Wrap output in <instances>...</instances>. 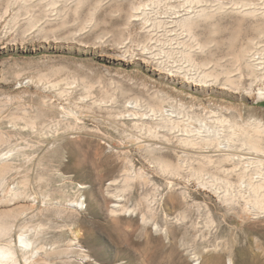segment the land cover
<instances>
[{
	"label": "rangeland",
	"instance_id": "1",
	"mask_svg": "<svg viewBox=\"0 0 264 264\" xmlns=\"http://www.w3.org/2000/svg\"><path fill=\"white\" fill-rule=\"evenodd\" d=\"M257 88L264 0H0V238L30 229L29 264H264Z\"/></svg>",
	"mask_w": 264,
	"mask_h": 264
},
{
	"label": "bare ground",
	"instance_id": "2",
	"mask_svg": "<svg viewBox=\"0 0 264 264\" xmlns=\"http://www.w3.org/2000/svg\"><path fill=\"white\" fill-rule=\"evenodd\" d=\"M257 94H258V97H264V88H257ZM246 142H247V145L249 146L250 149H252L256 152L263 151L262 148L259 146L257 139L249 138L248 140L246 139ZM255 159L258 163H260V165L261 164L264 165V160L262 158L257 156V157H255ZM260 172L263 175L261 177L262 179L260 178V180L254 182V183L249 182V185L253 188V190L255 192L259 191V189H261V187L264 185V183H263L264 171H260ZM118 196L119 195H117V198H119ZM115 197H116V195H115ZM117 204L115 203L114 205L117 207L118 206ZM255 204H257L259 206L260 205L264 206L263 201L261 199H258V196L255 200ZM3 228L4 227L0 226V236L2 235V233H6V231H5L6 229L4 230ZM14 231H15V233L11 232V234H8V235L6 234V235H4L3 238H0V264H29L30 260L32 258H34L38 252V248L35 246V243H34L33 238L31 236L32 233H31L30 229L26 230L25 228H20V227H18L17 229L14 228ZM12 233H13V235H12Z\"/></svg>",
	"mask_w": 264,
	"mask_h": 264
}]
</instances>
